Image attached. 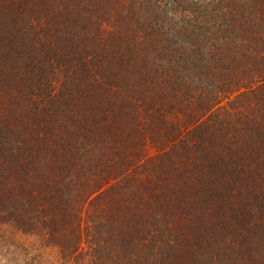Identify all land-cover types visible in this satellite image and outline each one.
<instances>
[{"label":"trees","instance_id":"16d2710c","mask_svg":"<svg viewBox=\"0 0 264 264\" xmlns=\"http://www.w3.org/2000/svg\"><path fill=\"white\" fill-rule=\"evenodd\" d=\"M0 264H264V0H0Z\"/></svg>","mask_w":264,"mask_h":264}]
</instances>
